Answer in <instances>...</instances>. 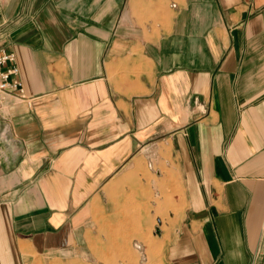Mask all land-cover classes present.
<instances>
[{
  "label": "crops",
  "instance_id": "crops-1",
  "mask_svg": "<svg viewBox=\"0 0 264 264\" xmlns=\"http://www.w3.org/2000/svg\"><path fill=\"white\" fill-rule=\"evenodd\" d=\"M0 33L28 97L0 119V264L81 258L139 185L169 195L142 264H264V0H0Z\"/></svg>",
  "mask_w": 264,
  "mask_h": 264
},
{
  "label": "rangeland",
  "instance_id": "rangeland-1",
  "mask_svg": "<svg viewBox=\"0 0 264 264\" xmlns=\"http://www.w3.org/2000/svg\"><path fill=\"white\" fill-rule=\"evenodd\" d=\"M136 188H139L140 191L118 194L117 200L107 203L108 209H106L105 216L109 219L104 220L103 225L97 227L98 232L102 234V241L96 240V236L88 238L87 243H80L73 251V254H79V250H81L83 252L81 258L51 264H142L143 260L140 255H142L144 247L146 252L150 249V242L148 245L145 241H140L142 236L139 234L155 235L154 225L145 227L141 225L142 209L146 206L143 201L146 204L150 199L152 205L156 204L155 207L152 206L153 210L155 213H159L157 205L161 203L160 198L162 197L164 202V200L167 201L169 195L164 193L148 195L143 193L141 185ZM153 224H155L154 221ZM162 228L164 227L162 226ZM132 238L136 239L132 240Z\"/></svg>",
  "mask_w": 264,
  "mask_h": 264
},
{
  "label": "built area",
  "instance_id": "built-area-1",
  "mask_svg": "<svg viewBox=\"0 0 264 264\" xmlns=\"http://www.w3.org/2000/svg\"><path fill=\"white\" fill-rule=\"evenodd\" d=\"M25 101H28V97L18 77L14 55L0 45V119L6 116L11 105Z\"/></svg>",
  "mask_w": 264,
  "mask_h": 264
}]
</instances>
